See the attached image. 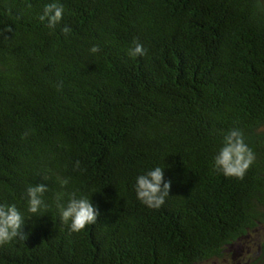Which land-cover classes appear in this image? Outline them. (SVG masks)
I'll return each mask as SVG.
<instances>
[{
  "label": "trees",
  "instance_id": "trees-1",
  "mask_svg": "<svg viewBox=\"0 0 264 264\" xmlns=\"http://www.w3.org/2000/svg\"><path fill=\"white\" fill-rule=\"evenodd\" d=\"M46 2L0 0V203L27 234L0 264H264V0H60L54 33ZM231 128L255 154L243 179L212 168ZM155 164L172 185L153 210L132 185ZM56 175L99 208L81 232L26 212Z\"/></svg>",
  "mask_w": 264,
  "mask_h": 264
},
{
  "label": "clouds",
  "instance_id": "clouds-1",
  "mask_svg": "<svg viewBox=\"0 0 264 264\" xmlns=\"http://www.w3.org/2000/svg\"><path fill=\"white\" fill-rule=\"evenodd\" d=\"M64 12L65 8L60 0H48L44 3L38 20L54 33L62 21ZM5 31L10 32L11 27L8 26ZM61 31L65 37L72 32L67 26ZM89 51L95 54L100 48L93 45ZM126 54L130 58H137L144 56L146 49L139 41L134 40L126 49ZM61 87L62 84L57 85L58 90ZM254 159L255 154L245 142L243 132L239 128H231L222 135L220 145L212 157V168L214 172L226 178L243 179ZM80 167L81 161L76 160L73 163V171L80 170ZM165 167L167 166L163 164H155L142 169L135 177L132 187L136 199L148 209H160L169 197L172 181L165 179ZM55 182L58 188L50 198L46 197V193L50 191L48 184L36 183L26 186L23 193L26 212L31 214V217H39L54 205L60 222L67 225L70 232H81L86 226L94 224L100 214L99 208L92 203L89 196L71 187L72 177L56 175ZM25 221V214L15 203H0V246L14 240L25 241L27 239V234L23 230Z\"/></svg>",
  "mask_w": 264,
  "mask_h": 264
}]
</instances>
